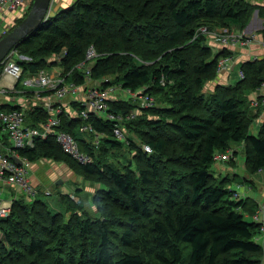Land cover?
<instances>
[{"label":"trees","instance_id":"1","mask_svg":"<svg viewBox=\"0 0 264 264\" xmlns=\"http://www.w3.org/2000/svg\"><path fill=\"white\" fill-rule=\"evenodd\" d=\"M256 10L264 17V6L249 0H76L16 45L25 71L51 68L49 59L62 55L64 75L77 84L86 78L76 66L93 45L99 53L93 79L102 87L142 91L155 105L130 118L138 97L110 101L109 110L125 118L128 160L114 159L125 144L114 135V121L84 120L67 110L59 129L72 134L92 162L72 159L53 137L20 151L32 162L64 158L100 184L92 199L96 215L61 191L53 206L43 198H16L0 219V264H264L257 240L264 222L251 217L264 204L236 198L240 185L233 189L214 173L216 153L236 143L244 146L249 174L264 171V120L252 133L258 114L249 99L264 83V57L241 63L236 84L208 92L219 59L233 52L214 54L205 35L194 39L200 27L244 30ZM70 106L82 109L75 100ZM48 117L37 107L29 121ZM85 123L103 135L99 147L92 145L94 133L82 132Z\"/></svg>","mask_w":264,"mask_h":264},{"label":"built area","instance_id":"2","mask_svg":"<svg viewBox=\"0 0 264 264\" xmlns=\"http://www.w3.org/2000/svg\"><path fill=\"white\" fill-rule=\"evenodd\" d=\"M34 0H0V38L6 35L13 29L20 19H24L29 13ZM53 3V0H52ZM52 3L50 5L46 20L53 16ZM205 35L209 39H217L225 48L234 44H248L256 42L257 36L255 33H235L228 28L209 29L207 27H200L194 39L199 35ZM264 43V40L262 41ZM99 53L95 46L91 45L86 52V59L78 64L76 67L82 69L85 74L84 83L77 84L68 79V74L64 75L63 69L58 71L56 69H43L37 73L25 71L23 65L19 62L22 58L16 49H12L5 59L0 63V97H12L20 93H26L33 89L35 99L40 102L39 107H42L49 113L47 121H39L36 125L30 123V111L27 107L16 105L14 109H7L3 107L0 100V219L7 218L12 210L14 197L11 200L2 197L3 185H11L21 195L28 197L37 195L40 190L36 188L30 180V169L33 162L20 154L23 149L35 146L37 139H47L49 137L55 138L57 143L63 148L64 152L71 155L81 163H88L93 161V157L81 150L79 141L70 133L59 129L61 124V113L69 111L71 116L76 118L88 119L92 115H97L100 118L112 120L115 122L113 129L114 135L118 140H124L125 136V118L122 115H117L109 110L110 101L118 100L120 97L116 94V86L100 87L94 86L97 81L91 76V68ZM62 55H54L49 59V62L60 64ZM256 59V58H254ZM232 58L230 56L221 57L218 62L217 72L222 73L229 69ZM58 66V65H57ZM56 67V65H54ZM243 76V72L241 71ZM105 82L109 80L104 79ZM264 83L260 87L263 88ZM122 90H125L121 88ZM70 92L82 95L75 99L80 102L82 109L79 111L68 110L62 102ZM127 94L138 97L139 108L145 109L155 105V99L149 95L141 92H134L132 90H125ZM260 104L264 105V97L255 100L254 105L258 107ZM20 105V106H19ZM35 106V105H34ZM33 106V107H34ZM67 110V111H66ZM135 114L131 113L130 118H134ZM82 132L94 133L92 138V145L99 147L102 141V134L94 130L91 124L85 123ZM8 136V137H7ZM9 139L11 143L9 144ZM148 153L152 152L149 145L143 146ZM14 157H18V163ZM233 157V152L228 150L225 153L217 152L215 155L216 161L226 162ZM239 190L235 193L236 198H244V192ZM47 195H51L50 189L43 191ZM264 211L261 206L256 213L255 219L264 222L261 213ZM264 230V223L262 226Z\"/></svg>","mask_w":264,"mask_h":264},{"label":"crops","instance_id":"3","mask_svg":"<svg viewBox=\"0 0 264 264\" xmlns=\"http://www.w3.org/2000/svg\"><path fill=\"white\" fill-rule=\"evenodd\" d=\"M75 1L76 0H53V3H52L53 16L61 12L63 9L71 6ZM249 1H251L253 4L264 6V0H249ZM255 12H257V17L253 18L254 17L253 15L252 19L250 20V22L252 23L251 25L252 32L247 31V27L242 31L245 33H255L258 40L251 44L238 43V44L230 45V47H227L233 52L232 55L230 56L232 58L230 67L229 69L223 71L222 73H219L218 77L207 85V89H209L210 91L213 90L217 84H235L242 78L241 68H240L241 63L249 59L264 57V43L262 42L264 40V17L260 16L259 10H256ZM207 44H209L213 48L214 54L220 53L225 48V46L220 44L218 40L210 39L208 40ZM55 65L56 67L53 66L54 67L53 69H56L58 71H61L63 69L61 64L55 63ZM237 67L239 68L237 70V73H235L234 71L236 70ZM81 95L82 93L78 95L77 93L70 92V94L67 95L66 98L62 102H64L68 110H71L72 108L70 106V103L74 101L76 98L80 97ZM262 97H264V88L253 90L249 94L251 109L255 113L258 114L252 125V133H258L260 125L262 121L264 120V105L260 104L258 107L254 105L255 100L260 99ZM119 99H122V98L120 97ZM0 100H2L1 102L4 105H10V106L15 107L16 105L20 104L21 106L23 105L27 107L28 110H31V108L35 109L39 107L37 105H40V102H41L35 99L33 89H30L26 93L12 95V97H6V98L0 97ZM12 102L15 104H11ZM234 159H236L235 156H234ZM49 162H51L52 165H50ZM58 162H60L61 164ZM214 173L216 177L218 176L232 177L235 174H242L241 175L242 177H245V178L247 177L248 180L250 181H252V178H254V177H250L248 175L249 174L248 172L246 174L240 173L237 168H234L232 166V164L230 165V167H228V166H224L223 163H220V162H217L216 164H214ZM46 176H49V178L54 180L55 185H58V186L65 183L67 180H71L73 184L71 190L73 191L67 190L69 195L75 199H79L82 196L86 195L88 203L92 202L93 195L95 194V191L97 190L96 186H89L87 185L86 181L84 182L81 178H76V174L74 173V171L69 166H67L62 160L60 161L58 159L45 158V160L39 159L38 161L33 162L32 167L30 169V178H31L32 184L36 188H39L42 185L43 181L45 180ZM239 180L240 179L238 178H234V180L230 182L228 186L232 188L233 187L232 184ZM3 186L4 187H2L3 189L2 196H5V199L11 200L14 197L16 198L22 197L21 193L17 192L14 189V187H12L11 185L6 184ZM245 186L246 184L244 185V187ZM245 188L248 189L246 194L249 195L250 199H254L258 203H262L261 200L256 197V193L258 192L259 188L263 189L261 190L262 193L260 194H262L264 197V185L263 184L261 186H258L257 184L255 185L247 184V187ZM62 192L66 193L65 191H62ZM90 206L93 207L94 211H96L95 204H91ZM261 216L264 220V211L261 214ZM263 263H264V258H263Z\"/></svg>","mask_w":264,"mask_h":264},{"label":"rangeland","instance_id":"4","mask_svg":"<svg viewBox=\"0 0 264 264\" xmlns=\"http://www.w3.org/2000/svg\"><path fill=\"white\" fill-rule=\"evenodd\" d=\"M254 13H255V11L253 12V15H254ZM253 15H252V17H253ZM252 17H251V19H252ZM1 29H2V27H0V31H1ZM199 30V29H198ZM231 31H234L235 33H242L243 31L241 30V29H238V28H236V26H233V28L231 29ZM206 37V36H205ZM210 40V39H209ZM211 40H215V39H211ZM217 40V39H216ZM219 41V40H218ZM206 43H208V38L206 37ZM248 44H251V43H248ZM54 67H51V68H47V69H50V71H51V69L52 70H54L53 69ZM238 68L239 67H237L236 68V70L234 71L235 73H237V70H238ZM241 68V67H240ZM107 79L110 81L111 80V78L110 77H107ZM237 83V82H236ZM235 83V84H236ZM209 84V83H208ZM207 84V85H208ZM97 85H100V87H102V85L99 83V82H95L94 83V86H97ZM207 85H206V87H207ZM113 86H116V87H119V85H117V84H114ZM208 92L210 91L209 89H207V88H205ZM116 94L117 95H119L122 99H124V100H129V99H131L132 97H134V96H131L130 94H127L126 92H125V90H122L121 88H119V89H117V91H116ZM134 99V98H133ZM138 102H139V100H137ZM11 104H15V103H11ZM143 110L142 109H140L139 107L136 109H134L133 111H132V113H134L135 114V116H136V114H141V113H144V112H142ZM124 122H125V120H124ZM126 123V122H125ZM126 125V124H125ZM124 127H126V126H124ZM252 131V130H251ZM89 133H91V132H89ZM93 134V133H92ZM128 131L126 130V128H125V136H124V140H122V141H125V144H124V146L123 147H120L118 150L119 151H117V154L115 155V158L114 159H117V158H122V159H126V160H128L129 158H132V153H131V150L132 149H130V141H129V139H128ZM132 138L133 139H135V140H139V134L136 132V131H132ZM93 136H94V134H93ZM8 137V136H7ZM140 141V140H139ZM11 143V140L9 139V144ZM241 145V146H240ZM230 151L231 152H233V156H235V158L236 159H233V161H231V162H228V163H224L223 162V165L224 166H228V167H230V165L232 164V166L234 167V168H237L238 169V171L240 172V173H247L248 171H247V168H246V165H245V160H244V146H243V144L242 143H236V144H234L233 146H231V148H230ZM71 156V155H70ZM71 158L72 159H75V158H73L72 156H71ZM43 160H45V158H42ZM59 160L61 161H63L67 166H69L73 171H74V173L76 174V178H81L84 182L86 181V183H87V185H89V186H96V189H98L99 187H100V184H98L97 182H93V180H86V179H84L83 178V175H81L78 171H76V169L75 168H73V167H71L70 166V164H69V162L68 161H66L64 158H59ZM76 160V159H75ZM76 161H78V160H76ZM80 162V161H79ZM58 163H60V162H58ZM221 163V162H220ZM244 163V164H243ZM49 164L50 165H52V163L51 162H49ZM61 164V163H60ZM218 165V164H217ZM249 173V172H248ZM242 174H235L234 176H232V177H230V176H227V177H220V176H218L219 177V179H223V178H226L225 179V181L226 182H228V185H229V183L230 182H232L233 180H234V178H238V179H240L239 181H237V182H234L232 185H233V189H234V187L235 186H237V183L241 186V185H243V187H241L240 188V191L241 192H244L245 194H243V196H244V198H247V197H249V195L248 194H246L247 193V190L248 189H246L245 187H244V185L246 184V187H247V184H253V185H255V184H257L258 186H261L262 184L264 185V171H261L260 173H257V174H248L250 177H254V178H252V181H249L248 180V178L246 177H242L241 176ZM231 179V180H230ZM30 180H31V178H30ZM253 180H254V182H253ZM44 182H45V184H44ZM249 182V183H248ZM244 183V184H243ZM43 185V186H42ZM42 185L38 188L39 190H40V192L37 194V195H35V196H30V197H28L29 199H34V198H36V197H38V198H43L44 200H46V201H48L52 206L54 205V202L57 200L56 198H57V196H58V192L59 191H65L66 193H68V191L67 190H70V191H73V190H71V188H72V181L71 180H67L65 183H63L62 185H60V186H56L55 187V182H54V180H52L51 178H49V176H46L45 177V180L43 181V183H42ZM47 189H50L51 191H52V194L51 195H47V194H45L43 191L44 190H47ZM56 189L58 190V191H56ZM237 190H239V188H236ZM261 190H263V189H258V192L256 193V197L258 198V199H260L261 200V202L264 204V197H263V195L262 194H260V193H262V191ZM17 192H19V191H17ZM20 193V192H19ZM94 196V195H93ZM4 199H5V196H2ZM93 199V198H92ZM77 200H80V201H83L84 202V207H87L89 210V212L90 213H88L91 217H95V215H96V213H94L95 211L93 210V207H91L90 205L91 204H93L92 202L91 203H88L87 202V196L86 195H84V196H82L81 198H79V199H77ZM263 209H264V207H263ZM263 213V212H262ZM247 216H249V215H247ZM257 216V214H254L253 216H251V217H253V218H255ZM262 217V216H261ZM263 219V218H262ZM1 236H2V234H1ZM264 238V230H262L261 229V231H260V234L258 235V241L264 246V240H263V238ZM189 249H190V247L187 245V247H186V249H185V257L186 258H188V256H189Z\"/></svg>","mask_w":264,"mask_h":264},{"label":"water","instance_id":"5","mask_svg":"<svg viewBox=\"0 0 264 264\" xmlns=\"http://www.w3.org/2000/svg\"><path fill=\"white\" fill-rule=\"evenodd\" d=\"M51 3L52 0H34L27 16L6 35L0 38V63L16 45L27 38L35 29L44 24ZM256 17L257 12H255L253 18ZM251 25V22L247 25V31L249 32H252ZM14 159L18 163L20 162L18 157H14Z\"/></svg>","mask_w":264,"mask_h":264},{"label":"bare ground","instance_id":"6","mask_svg":"<svg viewBox=\"0 0 264 264\" xmlns=\"http://www.w3.org/2000/svg\"><path fill=\"white\" fill-rule=\"evenodd\" d=\"M260 113V112H259ZM195 133V132H194ZM209 133V132H208ZM241 146V145H240ZM212 164V163H211ZM210 164V165H211ZM254 172V171H253ZM229 174V173H228ZM215 178V177H214ZM231 180V179H230ZM250 181V180H249ZM194 184V183H193ZM244 184V183H243ZM246 187V186H245ZM225 189V188H224ZM192 199V198H191ZM231 210V209H230ZM241 212V211H240ZM194 217V216H193ZM257 227V226H256ZM171 242V241H170ZM257 244V243H256ZM252 264V263H251Z\"/></svg>","mask_w":264,"mask_h":264}]
</instances>
